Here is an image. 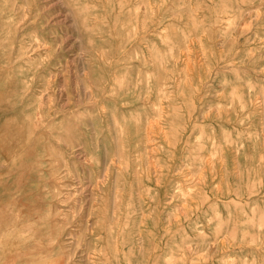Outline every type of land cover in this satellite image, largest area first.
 I'll return each instance as SVG.
<instances>
[{
  "label": "rangeland",
  "instance_id": "1",
  "mask_svg": "<svg viewBox=\"0 0 264 264\" xmlns=\"http://www.w3.org/2000/svg\"><path fill=\"white\" fill-rule=\"evenodd\" d=\"M0 264H264V0H0Z\"/></svg>",
  "mask_w": 264,
  "mask_h": 264
},
{
  "label": "bare ground",
  "instance_id": "2",
  "mask_svg": "<svg viewBox=\"0 0 264 264\" xmlns=\"http://www.w3.org/2000/svg\"><path fill=\"white\" fill-rule=\"evenodd\" d=\"M220 2V0H219ZM232 22V20H231ZM255 101V100H254ZM210 161V160H209ZM236 161V160H235ZM212 163V162H211ZM213 164V163H212ZM20 212V210H19ZM20 221V220H19ZM36 219L33 218L32 220L30 218H28L27 220H24L23 222L20 221L19 223V226L16 228V231H17V239H18V243L16 245V250L19 251V249H22V246H25L23 243H24V237H23V234L26 232V231H30V230H33L34 231V227L36 226ZM19 254H20V257L23 253H21L19 251Z\"/></svg>",
  "mask_w": 264,
  "mask_h": 264
}]
</instances>
